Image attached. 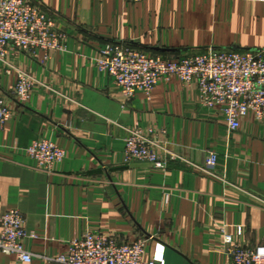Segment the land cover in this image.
<instances>
[{
	"label": "crops",
	"instance_id": "obj_1",
	"mask_svg": "<svg viewBox=\"0 0 264 264\" xmlns=\"http://www.w3.org/2000/svg\"><path fill=\"white\" fill-rule=\"evenodd\" d=\"M53 15L65 50L17 52L0 62V102L11 116L0 130V216L17 209L25 249L52 259L86 233L118 242L147 239L157 264H229L223 235L264 245V121L250 113L229 131L218 108L200 104L195 82L160 81L150 99H125L95 65L98 51L120 43L177 59L215 50L264 51V2L248 0H32ZM36 84L19 103L17 72ZM151 128L159 155L175 154L167 170L124 162L132 128ZM45 138L64 159L48 173L26 147ZM207 151L217 154L206 170ZM164 193L169 201L164 202ZM241 228V235H237ZM0 264H20L0 254Z\"/></svg>",
	"mask_w": 264,
	"mask_h": 264
},
{
	"label": "built area",
	"instance_id": "obj_2",
	"mask_svg": "<svg viewBox=\"0 0 264 264\" xmlns=\"http://www.w3.org/2000/svg\"><path fill=\"white\" fill-rule=\"evenodd\" d=\"M139 2L141 0H128ZM264 2V0H248ZM65 33L53 15L45 12L32 0H0V62L7 64L10 54L17 52L35 55L44 52L65 50ZM100 71L112 78L125 99L141 91L147 99L160 81L175 77L183 83L195 82L200 104L207 108H218L229 131L240 126V119L252 114L264 121V51L215 50L190 54L177 59L150 55L120 43L108 44L98 51L94 59ZM36 84V80L25 71L17 72L13 88L14 99L23 103ZM11 116V109L0 102V130ZM151 128H132L124 140V162L145 161L154 168L165 171L175 154L161 156L155 150L158 141L152 137ZM27 155L35 168L46 173L54 164L62 161L64 150L45 138H35L26 147ZM206 170L217 162V154L207 151ZM170 194L164 193L167 203ZM237 235H241L238 228ZM28 236L25 220L17 209H9L0 216V254L13 256L20 264H29L41 258L25 249ZM147 239L118 242L108 235L86 233L72 240L65 254L52 259L61 264H157L155 257H144ZM229 264H264V245L246 247L233 235L224 234Z\"/></svg>",
	"mask_w": 264,
	"mask_h": 264
}]
</instances>
